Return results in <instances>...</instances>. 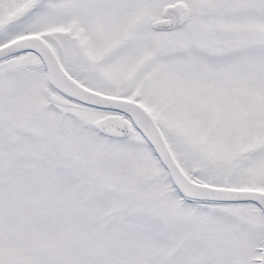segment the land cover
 I'll use <instances>...</instances> for the list:
<instances>
[{
	"label": "snow or ice",
	"instance_id": "snow-or-ice-1",
	"mask_svg": "<svg viewBox=\"0 0 264 264\" xmlns=\"http://www.w3.org/2000/svg\"><path fill=\"white\" fill-rule=\"evenodd\" d=\"M0 264H264V0H0Z\"/></svg>",
	"mask_w": 264,
	"mask_h": 264
}]
</instances>
